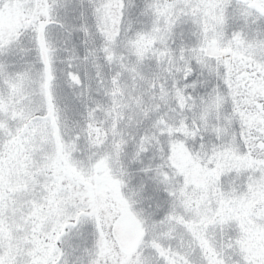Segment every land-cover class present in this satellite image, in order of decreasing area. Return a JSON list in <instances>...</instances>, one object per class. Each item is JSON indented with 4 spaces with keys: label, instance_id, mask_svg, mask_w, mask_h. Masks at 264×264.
<instances>
[{
    "label": "snow or ice",
    "instance_id": "6c2138e0",
    "mask_svg": "<svg viewBox=\"0 0 264 264\" xmlns=\"http://www.w3.org/2000/svg\"><path fill=\"white\" fill-rule=\"evenodd\" d=\"M0 264H264V0H0Z\"/></svg>",
    "mask_w": 264,
    "mask_h": 264
}]
</instances>
